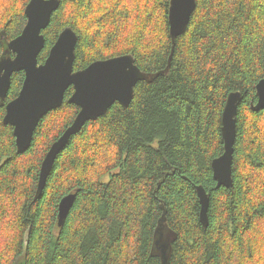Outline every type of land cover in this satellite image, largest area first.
I'll use <instances>...</instances> for the list:
<instances>
[{"label": "trees", "instance_id": "1", "mask_svg": "<svg viewBox=\"0 0 264 264\" xmlns=\"http://www.w3.org/2000/svg\"><path fill=\"white\" fill-rule=\"evenodd\" d=\"M30 0H0V59L26 23ZM42 31L47 59L60 33L78 35L74 70L132 55L147 76L127 108L115 103L58 154L36 199L42 163L80 108H60L18 153L6 106L23 87L12 77L0 100V264H162L159 226L173 233L169 264H264V0H196L172 39L171 0H60ZM240 92L233 184L218 187L212 162L225 151L222 117ZM198 187L210 203L200 220ZM76 194L62 227L59 205Z\"/></svg>", "mask_w": 264, "mask_h": 264}, {"label": "water", "instance_id": "2", "mask_svg": "<svg viewBox=\"0 0 264 264\" xmlns=\"http://www.w3.org/2000/svg\"><path fill=\"white\" fill-rule=\"evenodd\" d=\"M60 0H30L25 8L27 23L22 33L7 43V50L0 59V100L7 98L12 77L24 72L25 80L18 97L6 106L5 125L14 128L18 153L26 152L33 140L36 128L51 111L61 107L66 91L73 87L69 102L80 111L63 135L48 151L40 170L36 199L44 191L58 154L71 138L90 121L104 116L109 109L119 103L127 108L133 100L137 84L147 76L136 65L132 55H122L106 60H98L87 68L75 71V50L78 35L71 28H65L58 36L44 63H39V55L45 48L42 33L50 24L51 17L60 7ZM196 10V0H171L169 26L172 39L181 36L187 29ZM257 103L252 110H264V79L256 86ZM242 101L240 92L229 95L222 117L224 154L212 162L214 179L218 187L233 184V156L237 132V115ZM201 203L200 220L204 227L209 225V197L203 187H198ZM76 194L64 197L59 205L58 225L62 227L72 208ZM166 230L169 231L165 237ZM171 235V236H170ZM173 233L159 226L155 247L162 264H169Z\"/></svg>", "mask_w": 264, "mask_h": 264}, {"label": "rangeland", "instance_id": "3", "mask_svg": "<svg viewBox=\"0 0 264 264\" xmlns=\"http://www.w3.org/2000/svg\"><path fill=\"white\" fill-rule=\"evenodd\" d=\"M168 234H169V231H168V230H166L165 237H166V236H168ZM170 236H171V235H170Z\"/></svg>", "mask_w": 264, "mask_h": 264}]
</instances>
